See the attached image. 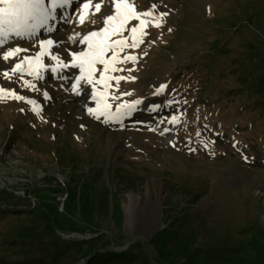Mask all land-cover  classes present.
<instances>
[{"label": "rangeland", "instance_id": "rangeland-1", "mask_svg": "<svg viewBox=\"0 0 264 264\" xmlns=\"http://www.w3.org/2000/svg\"><path fill=\"white\" fill-rule=\"evenodd\" d=\"M83 2L57 9L49 21L56 31L0 45L29 49L0 60V73L49 36L64 41L53 51L65 62L69 51L85 50L68 37L101 26L109 8L81 25L75 9ZM133 2L167 15L138 48L121 53L137 55L135 64L112 73L136 78L109 90L131 92L110 100L113 111L142 100L122 126L90 117L92 86L82 81L74 93L79 69L52 73L50 56L42 80L0 74V87L40 107L37 114L25 101L0 99V261L85 264L127 251L133 260L115 264H264V0ZM160 84L165 91L153 95ZM151 105L160 107L147 111ZM173 115L179 123H170ZM135 194L139 207L129 214ZM55 249L62 256L48 259Z\"/></svg>", "mask_w": 264, "mask_h": 264}, {"label": "snow or ice", "instance_id": "snow-or-ice-1", "mask_svg": "<svg viewBox=\"0 0 264 264\" xmlns=\"http://www.w3.org/2000/svg\"><path fill=\"white\" fill-rule=\"evenodd\" d=\"M79 2V0H77ZM74 5V0H0V45L13 36L19 38H36L37 32L44 29L47 33L56 31V25L49 24V21H56L57 9H66ZM108 6L109 12L101 17V26L94 27L85 34L79 32L68 37V41L76 45H86L85 50L69 51V61L65 62L60 58V53L53 51L57 44H63L64 41L54 40L51 36L45 39H39L38 51L34 55H26L21 57L10 70H4L2 74L5 78L11 79L16 73L28 72L29 75L36 79H44L42 70L49 67L43 61L45 56H50L51 61L55 62V66H51V72L56 73L58 69H67L69 67L79 69V75L74 77L72 83V91L77 95L80 94V84L83 81L87 85L92 86L91 98L96 101L95 108H87L88 115L97 121H101L105 125L112 122H121L125 117H132L133 113L139 111L138 107L142 100L122 101L113 105L110 100H120L123 96L131 95V92H110L115 88L119 91V84L122 80H134L135 77L112 75V73L123 72L125 69L116 67L117 64L126 62H135L138 60L137 55L125 53V49L138 48L144 43V37L148 35L146 29L154 23V26L160 27L162 19L167 13H157L155 9L157 5L151 4L148 9L137 10L133 0H99L93 3V0H85L78 9H75L77 22L81 25L89 22L90 17L101 13L103 7ZM61 20L66 23L70 22L71 17L61 15ZM137 21L131 24V21ZM95 24L96 21H91ZM170 30V29H169ZM128 32L125 36L124 33ZM29 49L20 48L19 46L8 48L6 51L0 49V60L8 61L12 57H17L22 52H28ZM110 53V55H109ZM146 55V53H145ZM101 67H97V66ZM134 69H127L128 72ZM97 73L99 75L97 76ZM66 79L65 77H59ZM20 79L23 80L21 76ZM115 81V85L111 82ZM26 88L38 91L36 85L31 80H23ZM166 84H160L156 87L153 95H159L166 89ZM45 99H50L47 91L43 92ZM11 98L25 101L32 105V111L39 114L40 107L36 100L19 95L13 90H6L0 87V99ZM171 103V101L169 102ZM159 105L149 106L147 111H156ZM21 111H24L22 108ZM139 123V122H137ZM170 123H179V118L173 115ZM169 129H164V132ZM174 146V145H173Z\"/></svg>", "mask_w": 264, "mask_h": 264}, {"label": "trees", "instance_id": "trees-1", "mask_svg": "<svg viewBox=\"0 0 264 264\" xmlns=\"http://www.w3.org/2000/svg\"><path fill=\"white\" fill-rule=\"evenodd\" d=\"M31 243V241H30ZM64 252V249H55L54 253L52 254V256L48 259H53V261H56L58 258H60V256H62ZM89 254H87L86 256L88 257ZM133 258H131L130 253L128 254L127 251L123 252H111L108 254H102L99 253L95 256H91V258L89 257L87 259V261H85V264H115L117 262H129L132 261ZM29 264H31L32 262H28ZM0 264H7L6 261H0ZM19 264H24L23 262L19 263ZM33 264H45L44 260L41 261H36Z\"/></svg>", "mask_w": 264, "mask_h": 264}, {"label": "bare ground", "instance_id": "bare-ground-1", "mask_svg": "<svg viewBox=\"0 0 264 264\" xmlns=\"http://www.w3.org/2000/svg\"><path fill=\"white\" fill-rule=\"evenodd\" d=\"M138 199H139V195L138 194L129 195V203H127L125 205L127 213L131 214V212H132V210H134V208L139 207Z\"/></svg>", "mask_w": 264, "mask_h": 264}]
</instances>
